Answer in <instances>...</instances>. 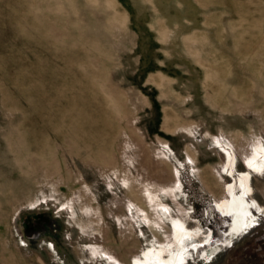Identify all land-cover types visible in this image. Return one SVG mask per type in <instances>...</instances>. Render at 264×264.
I'll list each match as a JSON object with an SVG mask.
<instances>
[{
  "label": "rangeland",
  "instance_id": "1",
  "mask_svg": "<svg viewBox=\"0 0 264 264\" xmlns=\"http://www.w3.org/2000/svg\"><path fill=\"white\" fill-rule=\"evenodd\" d=\"M229 190L263 214L238 233ZM263 208L264 0H0V264L177 230L179 264H264Z\"/></svg>",
  "mask_w": 264,
  "mask_h": 264
},
{
  "label": "bare ground",
  "instance_id": "2",
  "mask_svg": "<svg viewBox=\"0 0 264 264\" xmlns=\"http://www.w3.org/2000/svg\"><path fill=\"white\" fill-rule=\"evenodd\" d=\"M248 162H247V164H248ZM231 163H232V161H231ZM249 164H251L253 166L255 165L253 162H250ZM248 179H249L248 174L246 173L243 176L242 180L244 182H247ZM245 192H247V191H245ZM249 192H250V190H249ZM218 206L222 210H225L227 213H234L236 215V220H235L236 225H235L234 230H233L234 233H238L239 231H241L244 228V225L246 223L244 219H246L245 215L247 213L246 212L247 209L245 206V199L242 196L241 197H233L232 200L230 198V200L223 201ZM182 232L183 231H179V230L176 231V238H175L174 242L176 243L178 250L175 252H171L170 256L168 255L169 258H164V256H163V252L167 251V248L165 250H162L161 252H152V251L150 252V251H148L144 254L145 259L143 261L137 260L135 264H179L180 258H181L180 255L184 254V252L186 250V248L183 245V242H181L183 239L182 238V236H183ZM197 233L193 231V234L197 235Z\"/></svg>",
  "mask_w": 264,
  "mask_h": 264
},
{
  "label": "flooded vegetation",
  "instance_id": "3",
  "mask_svg": "<svg viewBox=\"0 0 264 264\" xmlns=\"http://www.w3.org/2000/svg\"><path fill=\"white\" fill-rule=\"evenodd\" d=\"M245 193L246 192H244L242 195H238L237 193H234V191H231V190H229V193H228V196H227V199H225V200H230V198H231V200H232V198L233 197H243L244 199H245V206H246V209H247V216H246V220H247V225H246V227H244L243 229H246V228H248L253 222H254V220H255V218L258 216V215H261L262 213H260L259 211H261L260 209H258L256 212L253 210V208L255 209V206L253 207V206H250V205H248L249 204V200L248 199H246L245 198ZM230 194V195H229ZM253 198V197H252ZM225 200H222V201H220V203H222L223 201H225ZM254 211V212H253ZM263 211H264V208H263ZM226 215V214H225ZM263 215V214H262ZM225 217V216H224ZM227 219L228 220H230V221H232V224H231V227H232V229H233V220H234V218L235 217H232L231 216V214H227ZM242 229V230H243ZM208 244V243H207ZM201 245V244H200ZM203 245V244H202Z\"/></svg>",
  "mask_w": 264,
  "mask_h": 264
}]
</instances>
